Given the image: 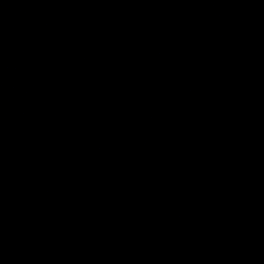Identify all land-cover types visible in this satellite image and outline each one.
<instances>
[{
    "label": "water",
    "instance_id": "95a60500",
    "mask_svg": "<svg viewBox=\"0 0 264 264\" xmlns=\"http://www.w3.org/2000/svg\"><path fill=\"white\" fill-rule=\"evenodd\" d=\"M264 176V0H0V264Z\"/></svg>",
    "mask_w": 264,
    "mask_h": 264
}]
</instances>
